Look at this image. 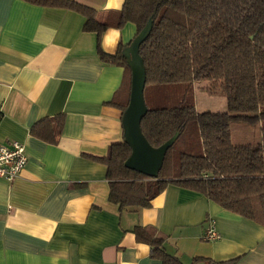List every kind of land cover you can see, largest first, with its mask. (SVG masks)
I'll use <instances>...</instances> for the list:
<instances>
[{
	"label": "crops",
	"instance_id": "obj_1",
	"mask_svg": "<svg viewBox=\"0 0 264 264\" xmlns=\"http://www.w3.org/2000/svg\"><path fill=\"white\" fill-rule=\"evenodd\" d=\"M76 1L110 23L104 51L134 37L132 22L117 26L124 0ZM85 21L65 7L0 0V140L27 154L18 177H0V264H163L154 247L184 264H264V226L201 192L170 184L137 210L108 199L99 158L126 140L124 111L108 103L126 75L100 59ZM60 115L55 142L38 134ZM212 221L219 237L206 239Z\"/></svg>",
	"mask_w": 264,
	"mask_h": 264
},
{
	"label": "trees",
	"instance_id": "obj_2",
	"mask_svg": "<svg viewBox=\"0 0 264 264\" xmlns=\"http://www.w3.org/2000/svg\"><path fill=\"white\" fill-rule=\"evenodd\" d=\"M26 1L85 16L84 30L98 35L100 59L125 69L126 80L109 104L124 112L129 107L135 69L124 49L150 23L149 32L135 42L140 58L136 69L145 86L179 83L185 87L175 105L147 107L140 120L148 144L165 149L157 177L127 166L133 150L128 141L111 144L99 158L107 166L112 203L128 210L148 207L168 185L176 184L264 226V125L257 144H235L231 138L234 121L264 119V0H124L117 26L132 22L136 33L130 42H120L115 53L101 47L100 37L110 23L98 17L93 7L76 0ZM201 79L226 94V110L196 109L193 97L187 95ZM44 121L47 136L37 131L39 127L36 131L55 142L64 126L63 115ZM135 232L143 233L140 226ZM151 243L162 244L160 238H151ZM152 255L163 264H184L159 247L153 248Z\"/></svg>",
	"mask_w": 264,
	"mask_h": 264
},
{
	"label": "rangeland",
	"instance_id": "obj_3",
	"mask_svg": "<svg viewBox=\"0 0 264 264\" xmlns=\"http://www.w3.org/2000/svg\"><path fill=\"white\" fill-rule=\"evenodd\" d=\"M179 84V83H177ZM175 83L156 85L149 84L144 89L138 85L139 93L136 94L138 106L144 107H169L175 105L185 90L183 84L178 86ZM210 80H197L193 89L187 97H193L195 107L198 111H224L227 109L226 94L222 91H215L211 88ZM188 102V101H187ZM264 125V119L257 123H248L234 121L231 124V138L235 144H257L261 141V127Z\"/></svg>",
	"mask_w": 264,
	"mask_h": 264
},
{
	"label": "water",
	"instance_id": "obj_4",
	"mask_svg": "<svg viewBox=\"0 0 264 264\" xmlns=\"http://www.w3.org/2000/svg\"><path fill=\"white\" fill-rule=\"evenodd\" d=\"M150 28L151 23L133 39L130 45L124 49V53L135 71L132 81V96L130 99V105L124 112L123 125L126 135L125 141H128L133 149L132 154L126 163L127 166L148 176L157 177L159 157L164 154L165 149H155L151 147L142 136L139 128L140 120L147 107L141 109L136 101V94L139 93L138 85H140V88L143 91L145 84L142 73L136 69V67L140 65V58L137 56L135 42L141 39L144 34H147ZM176 137L177 135L168 140L167 144H171L175 141Z\"/></svg>",
	"mask_w": 264,
	"mask_h": 264
},
{
	"label": "built area",
	"instance_id": "obj_5",
	"mask_svg": "<svg viewBox=\"0 0 264 264\" xmlns=\"http://www.w3.org/2000/svg\"><path fill=\"white\" fill-rule=\"evenodd\" d=\"M2 107L0 104V123ZM27 163V154L25 145L17 140L3 142L0 140V177L7 180H13L18 177ZM219 237L214 222L212 221L206 232V239H215Z\"/></svg>",
	"mask_w": 264,
	"mask_h": 264
}]
</instances>
